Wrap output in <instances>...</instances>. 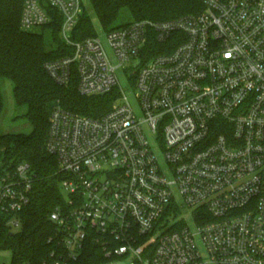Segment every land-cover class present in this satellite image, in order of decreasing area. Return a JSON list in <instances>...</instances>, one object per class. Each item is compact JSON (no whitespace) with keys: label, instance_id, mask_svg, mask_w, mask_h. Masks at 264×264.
<instances>
[{"label":"built area","instance_id":"2783aa9c","mask_svg":"<svg viewBox=\"0 0 264 264\" xmlns=\"http://www.w3.org/2000/svg\"><path fill=\"white\" fill-rule=\"evenodd\" d=\"M203 5L107 31L109 54L97 34L75 39L82 0H24L21 28L58 24L72 48L46 63L53 80L77 75L83 95L116 94L100 117L51 114L47 149L64 196L50 215L56 264L76 260L89 240L105 264H264V0ZM34 182L29 164L0 160V214L12 229Z\"/></svg>","mask_w":264,"mask_h":264},{"label":"trees","instance_id":"16d2710c","mask_svg":"<svg viewBox=\"0 0 264 264\" xmlns=\"http://www.w3.org/2000/svg\"><path fill=\"white\" fill-rule=\"evenodd\" d=\"M89 1L96 18L107 31L120 27L118 23L124 9L129 10L133 21H166L204 8L203 0ZM23 5L24 0H0V82L8 79L13 83L16 103L27 108L25 118L32 131L28 134L0 133V160L7 165L29 164L35 182L30 204L20 214L22 225L19 229H12L9 217L0 214V251L12 252L11 264H56L62 251L50 215L64 202V196L57 159L47 149L51 114L61 107L100 117L111 108L116 94L83 95L78 90L77 75L68 85L56 83L46 63L72 54V48L61 40L58 24L42 27L41 32L23 30ZM96 34L92 17L84 12L74 29L75 39ZM2 110L0 94V115ZM107 262L101 245L89 240L76 260L63 264Z\"/></svg>","mask_w":264,"mask_h":264},{"label":"rangeland","instance_id":"374dc122","mask_svg":"<svg viewBox=\"0 0 264 264\" xmlns=\"http://www.w3.org/2000/svg\"><path fill=\"white\" fill-rule=\"evenodd\" d=\"M83 6L86 12L92 17L94 28L96 30L97 35H99L107 49L108 53L112 54V51L108 47L106 41V33L107 30L102 26V24L96 18L94 11L92 9L91 3L89 0H82ZM133 22L132 16L128 9H124L121 13L119 19V25L122 26L125 24H129ZM42 28H34L32 32H41ZM118 78L122 88L125 90L128 99L132 103L136 112H139V106L136 99V90L132 86L129 74L126 70L118 71ZM0 94L3 103V110L0 115V133L1 134H28L32 131V126L30 122L25 118V114L27 112V108L25 106H19L16 103V99L14 96V85L8 79H3L0 82ZM148 137L152 140L153 135L150 130L145 129ZM190 214V213H189ZM12 260V252L10 250L0 251V264H11ZM116 264H132L128 260L117 259Z\"/></svg>","mask_w":264,"mask_h":264}]
</instances>
